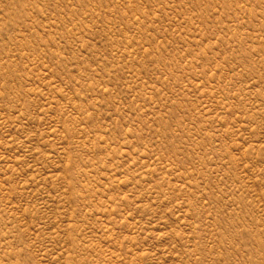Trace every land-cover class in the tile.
<instances>
[{"label": "rangeland", "instance_id": "1", "mask_svg": "<svg viewBox=\"0 0 264 264\" xmlns=\"http://www.w3.org/2000/svg\"><path fill=\"white\" fill-rule=\"evenodd\" d=\"M0 264H264V0H0Z\"/></svg>", "mask_w": 264, "mask_h": 264}]
</instances>
